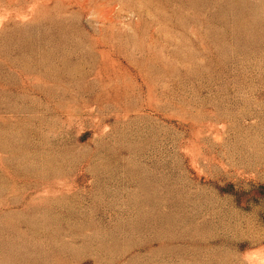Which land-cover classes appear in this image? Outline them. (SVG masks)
<instances>
[{
  "label": "rangeland",
  "instance_id": "obj_1",
  "mask_svg": "<svg viewBox=\"0 0 264 264\" xmlns=\"http://www.w3.org/2000/svg\"><path fill=\"white\" fill-rule=\"evenodd\" d=\"M0 264H264V0H0Z\"/></svg>",
  "mask_w": 264,
  "mask_h": 264
}]
</instances>
